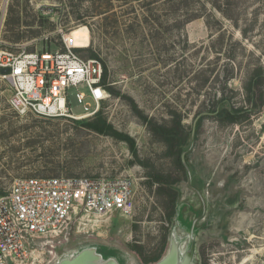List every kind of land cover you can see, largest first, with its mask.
Returning <instances> with one entry per match:
<instances>
[{
    "label": "rangeland",
    "instance_id": "374dc122",
    "mask_svg": "<svg viewBox=\"0 0 264 264\" xmlns=\"http://www.w3.org/2000/svg\"><path fill=\"white\" fill-rule=\"evenodd\" d=\"M228 1L236 23L206 0L189 23L191 0H0L2 48L55 52L68 44L104 62L113 90L99 112L112 133L99 134L83 124L98 115L19 116L0 76V196L22 178L134 181L132 215L75 212L59 236L38 241L37 264L86 248L119 264H146L166 256L172 239L181 259L194 248L192 264H264V0ZM259 69L257 111L235 124L210 113L222 98L223 107L252 108L245 88ZM79 91L89 96L85 85ZM70 92L73 113H82ZM85 103L94 105L90 97ZM160 126L191 133L187 177Z\"/></svg>",
    "mask_w": 264,
    "mask_h": 264
},
{
    "label": "built area",
    "instance_id": "2783aa9c",
    "mask_svg": "<svg viewBox=\"0 0 264 264\" xmlns=\"http://www.w3.org/2000/svg\"><path fill=\"white\" fill-rule=\"evenodd\" d=\"M2 44L0 38V76L11 86L9 106L19 116L83 120L96 116L109 99L101 59L84 58L68 44L55 52H27L24 45L14 52ZM81 85L89 96L79 91ZM72 89L82 113L71 109ZM87 97L93 106L85 103ZM79 210L96 218L115 212L132 215L134 181L126 176L16 180L8 194L0 196V264H37L38 241L59 236Z\"/></svg>",
    "mask_w": 264,
    "mask_h": 264
},
{
    "label": "trees",
    "instance_id": "16d2710c",
    "mask_svg": "<svg viewBox=\"0 0 264 264\" xmlns=\"http://www.w3.org/2000/svg\"><path fill=\"white\" fill-rule=\"evenodd\" d=\"M200 1H202V0H191V3L189 2L186 4V7H188V13L190 14L189 19L186 21L187 23H189L193 20H196V19H200L202 17V15L200 14V12L198 11V8H197L202 3ZM206 1H207V3L210 4V6L213 10L220 12L225 18L232 20L236 23V21L234 20V18L230 14L231 13V3L228 0H206ZM175 2H178V0H175ZM203 2H204V0H203ZM203 7L204 6H202V8ZM261 78H262L261 70L260 69L255 70L254 73L252 74L251 78H250L249 86L245 88L246 91L248 92L247 93V101L252 105V108L246 109V108L223 107V105L227 103V99L222 98L219 101L220 107L218 108V110L216 108L212 109V111H210V113L216 114L220 121H225L229 124H235L239 121L240 118L243 117V115L257 111V109H259L257 104H256L257 98H254L255 100L253 99V101H252V96L255 95L252 92V89L254 90V87L259 85V80ZM106 80H107V69L105 67V75H104V79H103L104 85H106ZM107 89H108V91L113 93L112 89H109L108 87H107ZM97 115L98 116L96 117L95 120H92L90 122H83V124H85L86 127H88V129H90L96 133H99V134L112 133V129L107 124V120L101 116V113L98 112ZM175 124L178 127H180L181 122L178 121ZM200 126H201V119L197 123L196 130H198ZM158 133H160V135H162L163 140L167 144V147L170 150V152L173 153L174 156L177 157L178 163L181 166V168L183 169V171L185 172V176L187 177L188 173L185 170V167H184V164L182 161V157H183V155H185V160H186V163L188 165V154H189L188 147H189V145H191L190 144V142L192 140L191 133L190 132L187 133L184 130L180 131L179 129L175 128L174 126L169 127V128L164 127V126H160L158 128ZM117 137L128 141L131 144V147L134 148V142L130 138H128L122 134H117ZM174 193H172V195H171V196L174 195V197L171 200H173V204L176 207V209H175L176 214L174 213L176 216L177 215V209H178V193L176 191ZM163 257H164V250H163V253L161 252V254H158L151 259H146L145 262H146V264H155L158 261H160Z\"/></svg>",
    "mask_w": 264,
    "mask_h": 264
},
{
    "label": "water",
    "instance_id": "95a60500",
    "mask_svg": "<svg viewBox=\"0 0 264 264\" xmlns=\"http://www.w3.org/2000/svg\"><path fill=\"white\" fill-rule=\"evenodd\" d=\"M7 71H4V73ZM194 248L181 259L179 244L172 239L169 252L155 264H192ZM59 264H119L114 258H104L96 249L86 248L71 258L62 259Z\"/></svg>",
    "mask_w": 264,
    "mask_h": 264
},
{
    "label": "bare ground",
    "instance_id": "6f19581e",
    "mask_svg": "<svg viewBox=\"0 0 264 264\" xmlns=\"http://www.w3.org/2000/svg\"><path fill=\"white\" fill-rule=\"evenodd\" d=\"M111 250L115 251L114 249H111Z\"/></svg>",
    "mask_w": 264,
    "mask_h": 264
}]
</instances>
